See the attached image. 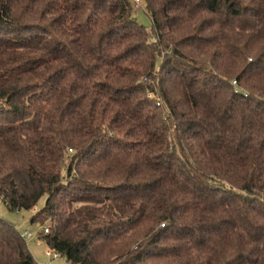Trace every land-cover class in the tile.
<instances>
[{
	"label": "trees",
	"instance_id": "16d2710c",
	"mask_svg": "<svg viewBox=\"0 0 264 264\" xmlns=\"http://www.w3.org/2000/svg\"><path fill=\"white\" fill-rule=\"evenodd\" d=\"M143 2L0 0V199L67 264H264V0Z\"/></svg>",
	"mask_w": 264,
	"mask_h": 264
},
{
	"label": "rangeland",
	"instance_id": "374dc122",
	"mask_svg": "<svg viewBox=\"0 0 264 264\" xmlns=\"http://www.w3.org/2000/svg\"><path fill=\"white\" fill-rule=\"evenodd\" d=\"M131 5L137 22L150 30L151 20L144 10L145 5L143 0H140L139 5L131 1ZM44 201L45 198L43 197L33 209L16 211L7 208L0 200V217L12 223L20 233L25 232V230H28L31 233V237L26 236L24 239L37 264H67L66 259L62 255H58L55 258L46 255V251L51 249L46 245L42 238L39 237V233L42 231L43 227L48 226V222L46 221L41 226L37 222L30 221L31 216L43 206Z\"/></svg>",
	"mask_w": 264,
	"mask_h": 264
},
{
	"label": "built area",
	"instance_id": "2783aa9c",
	"mask_svg": "<svg viewBox=\"0 0 264 264\" xmlns=\"http://www.w3.org/2000/svg\"><path fill=\"white\" fill-rule=\"evenodd\" d=\"M133 3H135V4H137V5H139V2H140V0H131ZM233 84H235V81H233ZM1 200V199H0ZM16 211H18V210H16ZM44 232L46 233V232H48V229H47V227H45L44 228ZM20 235H21V237H23V238H25L26 236L27 237H31V233L28 231V230H25V232H23V233H20ZM46 255L48 256V257H52V258H55V257H57L59 254L56 252V251H54V250H47L46 251Z\"/></svg>",
	"mask_w": 264,
	"mask_h": 264
}]
</instances>
